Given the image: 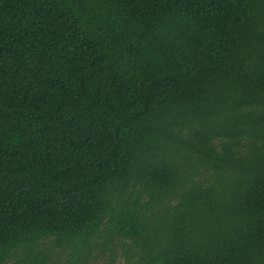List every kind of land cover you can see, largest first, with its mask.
<instances>
[{"label":"trees","instance_id":"1","mask_svg":"<svg viewBox=\"0 0 264 264\" xmlns=\"http://www.w3.org/2000/svg\"><path fill=\"white\" fill-rule=\"evenodd\" d=\"M264 264V0H0V264Z\"/></svg>","mask_w":264,"mask_h":264},{"label":"rangeland","instance_id":"2","mask_svg":"<svg viewBox=\"0 0 264 264\" xmlns=\"http://www.w3.org/2000/svg\"><path fill=\"white\" fill-rule=\"evenodd\" d=\"M121 242H115L112 248V254L110 250H103L101 246L93 249L90 252L86 262L79 264H128L126 260V254L123 250ZM57 254L54 255V263L64 264L67 258V253L62 250H57Z\"/></svg>","mask_w":264,"mask_h":264}]
</instances>
